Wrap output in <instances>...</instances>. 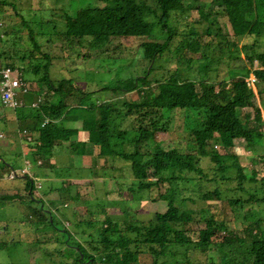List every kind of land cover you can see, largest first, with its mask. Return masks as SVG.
Returning <instances> with one entry per match:
<instances>
[{
	"label": "trees",
	"instance_id": "16d2710c",
	"mask_svg": "<svg viewBox=\"0 0 264 264\" xmlns=\"http://www.w3.org/2000/svg\"><path fill=\"white\" fill-rule=\"evenodd\" d=\"M192 1L195 0H99L100 3L79 0L71 1L69 7L62 11L63 14L52 10L32 11V15L37 19L33 24H36L38 32L46 29L49 24L51 30L62 41L64 48L67 44L68 49H78L76 54L70 57L73 59L76 56L82 57L84 50L90 57L91 50L109 46L110 37H149L157 33L168 35L158 47L147 49L145 54L147 67L143 70V75H129L121 81L123 83L104 85L96 91L78 87L76 79L70 77L58 81L52 80L49 77L48 66L53 57L43 52L39 38L33 31H29L32 47L27 50L28 56L34 59L44 55L48 60L44 65L36 64L34 68L36 74L41 67L45 69L42 75L36 76V80L48 89L46 98L38 89L39 97L42 99L38 106H31L33 111L30 113L26 111L25 117L22 111L18 113L21 123L24 126L27 124L30 130L37 134L31 149V157H34L35 165H38V160L55 157L57 161L55 162L54 159L50 166L52 173L62 177V172L66 171L71 179L85 178L91 174L90 167L73 165V158L78 155L90 154L96 159L101 158L102 165L103 163L104 166L110 165V168L116 170H119L122 161L129 162V177L133 183L128 185L127 191L139 193V197L140 195L142 197V193H148L147 198L153 202L158 199L167 201L166 210L157 211L154 219L137 220L127 227L120 226L113 215L106 210L105 205L95 204L94 206L104 212L106 221L96 217L100 212L89 209L88 214L81 215L82 221L74 223V227L81 229L85 222V228L80 232L81 235L87 233L91 238L87 242L89 249L81 243L86 241L80 240L77 234L71 233L67 226H63V229L56 228L55 221L47 216L50 210L47 212L43 208L40 209L43 214L36 213L39 214L37 218L45 217L49 226L57 232L64 233L65 240L62 243L76 250L75 259L80 263L86 261L88 264H130L135 262L134 256L140 251L156 252L157 248L163 249L167 245L177 244H186L192 249L199 248L207 252L215 238L221 240L222 244L224 240H228L226 253L233 255L229 259L230 262L264 264V237L256 228L249 225L250 222L242 230V235V232L228 238L218 235L225 229V221L220 210L214 212L213 208L206 206L186 207L185 198L180 196L183 188L178 183L194 182L196 187L191 186L186 190L189 191L191 199L202 200L212 199L213 196L219 197L220 193L230 191V185L235 183L236 187L232 189L237 197L228 200L233 207L242 205L243 201L237 189L244 191V182L247 179L250 181L256 179L245 176L236 154V143L241 141L249 146L252 152L255 151L258 157H264L261 153L262 149L264 150L262 142L264 129L261 128L264 125V110L260 106V100L264 101V49L259 51L252 49L251 53L245 54L251 64L254 60L258 63L256 68H246L245 73H237L235 78L230 76L229 82L223 79L218 88L214 82L208 85L203 82L208 71L204 63L200 68L204 70L201 83L205 84L201 87H197L196 80L180 79L174 72L170 74L168 72V76L155 80L156 87H151V82L148 80V71H151L157 57L168 48L172 39L173 29L168 23L171 15L190 8ZM194 7L198 11L195 19L200 23H205L211 28L217 21L216 17L221 16L229 23L233 34L237 37L236 41L247 36H256L254 42H258L261 38L264 43V0H210L200 2ZM48 12L51 18L44 20L41 13L46 15ZM149 16L154 18L151 19ZM198 34L194 33V36ZM214 34L219 39L225 38L220 29ZM227 41H232L230 43L235 45L234 40L228 38ZM246 43L241 45V50L246 51L252 44ZM198 46L199 41L195 39L189 43L188 49L196 52ZM24 57L25 54L19 56L21 60ZM9 61L12 62L4 52L0 53L2 66L14 68L19 66ZM249 73L254 75L253 81L259 82L254 84L257 93L254 86L252 88L247 83ZM135 88L139 90L137 99L121 98V95ZM73 90L83 93V96L78 98L79 105L85 106L87 112H97L98 122L94 127L91 125L88 128L87 116L82 117V128L87 130L84 141H72L71 138L77 135V130L67 125V122L74 118L66 114L72 106ZM49 91L59 94L57 101L52 102L48 99ZM102 92L108 96L104 97ZM97 94H101V99ZM109 94L114 97L108 99ZM1 105L11 108L2 103ZM248 107L252 109V114H242V110ZM176 114H180L181 117L178 129H182L187 134L186 149L180 151L176 146L164 148L160 141L152 146V143L157 141V134L167 130L168 123L173 121L171 116ZM46 119L48 122L42 125ZM66 132L68 135L64 137ZM62 141H70L69 154L61 152ZM213 142L214 146H219L222 151L216 150L211 145ZM56 147L59 151L55 149ZM94 148L97 149L96 153H93ZM36 158L40 159L36 160ZM203 159L208 160V166H213L209 169L212 170L213 175L210 171L207 172ZM4 165L8 169L11 168L10 164L8 167L4 162ZM76 169L79 171L75 172ZM25 179L28 182L25 187L26 195L33 199L41 198L43 202V196L36 189L34 180L32 178L30 180L28 176H25ZM205 180L215 181L217 184L209 190L200 184ZM163 183L168 184L170 192L168 194L159 192L158 195L152 196L154 189ZM117 187L122 188L123 184L120 183ZM15 195H2L0 199L12 201ZM23 197L20 195L16 198ZM75 197L77 196H72L76 199ZM260 199L256 198L254 192L247 193L246 201L260 202ZM115 231L118 235L114 234ZM73 238L77 239L74 241ZM233 242L239 245V252L236 255L232 253ZM175 261L179 262L178 259ZM156 262L153 258L152 264Z\"/></svg>",
	"mask_w": 264,
	"mask_h": 264
},
{
	"label": "rangeland",
	"instance_id": "374dc122",
	"mask_svg": "<svg viewBox=\"0 0 264 264\" xmlns=\"http://www.w3.org/2000/svg\"><path fill=\"white\" fill-rule=\"evenodd\" d=\"M71 1L77 2L79 0H0V53L4 52L5 56L12 60V62H9L20 66L16 69H18L20 74L22 73L23 80L27 82L30 90V93H28L32 94L34 92L35 95L41 93L46 98V92L48 91L44 84L36 80V76L42 75L45 69L41 67L38 74L34 72L36 64L44 65L48 60H46L44 55L34 59L28 56L29 52L27 50L32 47L29 41L30 30L39 38L43 52L49 53L53 57L48 66L49 77L52 80L58 81L62 78L70 77L76 79L78 87L99 91L98 89L101 86L123 83L121 81L129 75H143V70L147 67V62L145 61L147 49L158 47L168 35L157 33L149 37H110L109 46L106 45L97 50H91L89 53H92L90 57L87 51L84 50L82 57L77 58L78 56H76L74 60L70 57L74 56L78 49H68L67 44H65L66 48H64L62 41L51 30V25L49 24H47L46 29L38 32L36 24H33V21L37 19L32 15V11L37 9L52 10L63 14L62 11L64 8L69 7ZM88 1L100 3L99 0ZM209 1H192L190 8L177 11L171 15L168 23L173 29L170 44L172 41L173 43L162 51L151 71H148V80L151 82V87H156L154 84L155 80L168 76V72L169 74L174 72L180 79L189 78L196 80L198 82L197 87L204 86L205 83L208 85L210 82H214V85L218 88L223 79L229 82L230 76L235 78L237 73H245L248 68H256L258 66L255 60L251 64L245 54L251 53L252 49L256 51L263 50L264 43L261 38L258 39V42H254L257 39L256 36H247L236 41L237 37L233 34L229 23L221 16L216 17L217 21L211 28L195 19L198 16V11L194 6L200 2ZM50 15L49 12L46 15L41 13V16H44V20L48 17L51 18ZM217 29L221 30L225 38L221 37L219 39L215 36L214 32ZM194 33L199 34L194 36ZM228 38L234 40V46L233 43H230L232 41H227ZM195 39L199 41L198 51L192 52L188 49V45ZM245 43L252 44L247 47L246 51H243L240 48ZM23 54H25V57L21 60L19 56ZM142 59L144 60L141 61ZM202 63L206 64L208 69L203 81L205 83H201L202 72L204 71L200 68L203 67ZM71 68L73 70L70 71ZM225 76L228 78H225ZM248 76L254 77L252 73L247 74ZM257 82L255 80L250 84L252 88L254 86L256 93L255 85ZM102 93L104 97L108 96L106 93ZM72 95H74L72 96V106L87 109L85 106L79 105L78 98L83 96L82 92L73 90ZM58 96V93L48 92L49 100L54 97L57 101ZM97 96L101 99V94H97ZM138 96L139 90L135 88L121 95V98L123 100H135ZM110 97L114 96L110 95L108 99ZM123 100L117 101L122 102ZM260 106L264 110V101L262 99L260 100ZM82 108L74 107L71 112L79 115L86 113L95 122L97 112L94 110L95 115V113L86 112ZM97 108L100 107L97 106ZM19 109L28 113L33 111L29 106L11 109L2 106L0 103V133L2 134L0 136V196L16 194L12 201L0 199V264H88L86 261L83 263L76 261V250L62 243L65 240V235L62 231L57 232L53 227L49 226L45 217L43 219L37 218L39 214L36 213L43 214L40 210L42 208L45 211L50 210V212L47 211L49 212L47 216L50 220L55 221L56 228L63 229V226H67L71 233L77 234L80 240L86 241L81 243L87 249H89L87 242L91 238L87 236V233L82 234V236V232H80V230L85 228V222L82 224V228L80 227L81 229L74 227V223L79 220L82 221L81 215L88 214L89 209L94 212H100L96 214V217L106 221L104 212L100 211L99 207L94 206L95 204L105 205L106 210L113 215V218L122 227H127L129 224L137 222V220L154 219L157 211L166 210L167 201L164 199H158L153 202L147 198L148 193H142V197L141 195L139 197V193L127 191L128 185L133 183L129 177V162L122 161L119 170H116L110 168V165L104 166V163L102 165L103 161L101 158L96 159L90 154L78 155L73 158L74 166L82 165L91 168V174L85 178L70 179L67 172L63 171L62 177L56 174L54 180H48L47 178L53 175L50 166H52L54 159L55 162L57 159L55 157H53L54 159H42V163L38 160L41 165L42 177L40 176L41 179L36 181V189L42 194L43 202L41 198L33 199L27 196L25 193V187L28 184L26 179L22 177H17L13 180L7 179L6 173L9 170L4 165V162L7 164L13 159L25 165L26 158L24 156L14 155L18 147L14 142L11 143L12 146L10 145V131L6 126V120L11 119L18 124L16 128L18 133H15L16 135H19L20 132L23 135H25L24 133H29L30 127L27 124L24 126L16 114ZM248 113L252 114L250 107L242 110V114ZM171 117L173 121L168 123L167 130L157 134V141H154L152 146L160 141L164 148L176 146L180 151H184L186 149L187 134L182 129H178L180 127V114L172 115ZM261 128L264 129V125ZM13 134L14 132L12 136ZM67 135L66 132L64 137ZM24 142L28 144L27 140ZM262 142L264 143V140ZM211 145L219 152L222 151L219 146H214V142ZM7 147H10V149H6ZM55 149L59 151L58 147ZM67 149L65 153L69 154L71 149L69 147ZM152 149L154 150V147ZM94 150L97 149H93V153H96ZM235 150L245 176L256 179V181L247 179L244 182V191L237 189L243 201L242 205L233 207L228 200L236 196L232 189L236 187L235 183L230 185V191L220 193L219 197L213 196L212 199L202 200L199 198L191 199L189 191L186 190L191 186L196 187L194 182L181 181L178 182L183 188L180 196L185 198L186 207L206 206L213 208L214 212L220 210L221 216L225 221V229L218 235L226 236L227 238L235 236L239 232H242V235V230L250 222L249 225L256 228L264 237V198H262L264 197V157H258L255 151L252 152L249 146L241 141L236 143ZM28 151L30 152L31 150L28 149ZM261 153L264 154L263 149ZM27 158L30 164L33 163L35 165L31 156ZM202 162L205 164L207 172L213 167L212 165L208 166L209 162L207 159H203ZM24 169H27V166ZM78 171L77 169L75 170V172ZM210 174L213 175L212 170ZM120 183L123 184L122 188L117 187ZM200 184L203 188L212 190L217 182L205 180ZM77 187L80 189H75ZM159 192L168 194L170 192L168 184H159L157 189L155 188L151 194L156 196ZM250 192L256 193V198H261L260 202L246 201L247 193L250 194ZM20 195L24 197L17 199L16 197ZM74 195L77 196L75 197L76 199L72 198ZM51 229L54 231H51ZM116 232L114 234L118 235ZM247 241L249 240L247 239ZM227 244H229L228 240H224L222 244L221 240L214 238V243L207 252L201 251L199 248L192 249L187 247L186 244L167 245L163 249L157 248L156 252L140 251L134 256L135 262L130 264H152L153 258L156 259V264H243L230 262L229 259L233 255L226 253ZM237 244V242H233L231 246L234 255L239 252V245ZM177 259L179 262L175 261Z\"/></svg>",
	"mask_w": 264,
	"mask_h": 264
},
{
	"label": "crops",
	"instance_id": "0c3cea01",
	"mask_svg": "<svg viewBox=\"0 0 264 264\" xmlns=\"http://www.w3.org/2000/svg\"><path fill=\"white\" fill-rule=\"evenodd\" d=\"M33 90H35L33 88ZM30 93V92H29ZM19 94V98L23 101V106H29L31 107L30 103L32 101H34L36 99V95L35 93L33 92L32 94ZM28 100V101H27ZM31 100V101H30ZM30 101V103H29ZM52 102H55L56 100L54 99V97L51 99ZM74 107H78V108H82V107H79V106H71L68 111L66 112V114L68 115H71V116H74V118L70 119L68 122H67V125L69 128H73V129H76L77 130V135L76 136H73L71 138V140H79V141H84L85 138H86V131L87 130H83L82 128V125H83V121H82V117L84 115L87 116V121H86V124H87V127L89 128L91 125L94 127L96 124L94 122V119L89 116L88 114L86 113H83V114H74L72 111V109H74ZM83 110H85L87 112V109H84L82 108ZM20 111V110H19ZM19 112H17L16 114L18 115ZM23 117H25V113L26 112H23ZM16 115V117H17ZM97 119V117L95 118ZM98 121V120H96ZM78 122V123H77ZM6 126L8 127V130L10 131V145L12 146V142H14L16 145H17V152H14L15 156L17 155H22L26 158L25 160V165L23 164H20L18 163L17 161H15L14 159L10 162V163H7V166L9 167V164H10V167L15 169V170H21V169H24L26 168V164L28 163L29 164V173L31 176H29L30 180H31V177L34 178V180L36 181H39L41 178L40 176L42 177L41 175V169H40V166L39 164L38 165H33L30 164L29 160H28V156H31V151L29 152V150L32 149V146H33V143L35 142L36 140V137H37V134L35 133V131H32L30 130L29 133H24L25 135H23L21 132L19 133V135H16L15 133H18V131L16 130V128L18 127V124H16L15 121L11 120V119H8L6 120ZM26 130V129H24ZM23 130V131H24ZM28 131V130H27ZM14 132L13 136H12V133ZM21 134V135H20ZM29 134V136H28ZM67 137V136H66ZM27 140L28 141V144H26L24 141ZM69 143L70 141H62V153L64 154H67L65 153L67 149V147H69ZM6 149H10V147H7ZM26 149V150H25ZM95 152L97 150H94ZM90 157V156H88ZM34 158V157H33ZM40 158H36V160H38ZM52 159V158H51ZM41 161V160H40ZM37 162V161H36ZM42 163V161H41ZM7 170H10L8 169L7 167H5ZM5 174V173H4ZM53 174V173H52ZM22 178H25V176H20ZM16 179V178H15ZM48 180H54L55 179V175L53 174L51 177L47 178ZM4 185V184H3ZM13 194V193H12ZM15 194V193H14Z\"/></svg>",
	"mask_w": 264,
	"mask_h": 264
},
{
	"label": "built area",
	"instance_id": "2783aa9c",
	"mask_svg": "<svg viewBox=\"0 0 264 264\" xmlns=\"http://www.w3.org/2000/svg\"><path fill=\"white\" fill-rule=\"evenodd\" d=\"M246 80L248 84H251L254 78L253 76H249ZM29 91L28 84L23 80L22 73L20 74L18 69L7 65H0V101L3 105L14 109L23 106V101L18 96L19 94H26ZM39 95L40 94H37L36 100L31 102L30 105L32 107H37L42 101ZM47 122L48 119H46L42 125L46 124ZM0 136H2L1 133ZM38 163H40V161H38ZM25 172H27V169L21 170L19 172L11 169L7 174V178L14 179L19 173L22 174Z\"/></svg>",
	"mask_w": 264,
	"mask_h": 264
},
{
	"label": "clouds",
	"instance_id": "9594fccd",
	"mask_svg": "<svg viewBox=\"0 0 264 264\" xmlns=\"http://www.w3.org/2000/svg\"><path fill=\"white\" fill-rule=\"evenodd\" d=\"M26 94H27V93H26ZM35 100H36V99H35ZM30 104H31V103H30ZM11 169H13V168H11ZM11 169H10V170H11ZM10 170H9V171H10ZM14 170H15V169H14ZM21 170H23V169H21ZM21 170H16V171L19 172V171H21ZM9 171H8V172H9ZM8 172L6 173V178H7V174H8ZM20 176H28V177L31 176L30 173H29V164H28V163H27V172L22 173V174L19 173L15 178L20 177ZM15 178H14V179H15ZM7 179H8V178H7ZM11 180H13V179H11ZM32 180H34V179H32ZM35 181H36V180H34V183H35Z\"/></svg>",
	"mask_w": 264,
	"mask_h": 264
},
{
	"label": "water",
	"instance_id": "95a60500",
	"mask_svg": "<svg viewBox=\"0 0 264 264\" xmlns=\"http://www.w3.org/2000/svg\"><path fill=\"white\" fill-rule=\"evenodd\" d=\"M81 257H82V255H81Z\"/></svg>",
	"mask_w": 264,
	"mask_h": 264
}]
</instances>
